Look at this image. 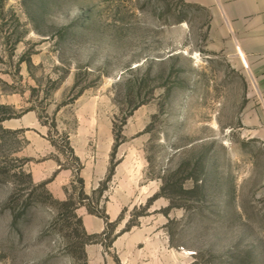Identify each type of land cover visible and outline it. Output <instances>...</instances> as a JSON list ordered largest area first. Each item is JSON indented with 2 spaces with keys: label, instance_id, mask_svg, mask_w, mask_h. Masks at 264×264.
<instances>
[{
  "label": "rangeland",
  "instance_id": "1",
  "mask_svg": "<svg viewBox=\"0 0 264 264\" xmlns=\"http://www.w3.org/2000/svg\"><path fill=\"white\" fill-rule=\"evenodd\" d=\"M211 1L0 0V264H88L87 155L127 213L164 204L180 264H264L257 86Z\"/></svg>",
  "mask_w": 264,
  "mask_h": 264
},
{
  "label": "crops",
  "instance_id": "2",
  "mask_svg": "<svg viewBox=\"0 0 264 264\" xmlns=\"http://www.w3.org/2000/svg\"><path fill=\"white\" fill-rule=\"evenodd\" d=\"M213 8L221 9V35L222 38L233 42L232 52L248 61L247 69L251 70L256 83V96L258 105L254 107L253 114L244 112L243 125L246 130L252 131L255 136L264 142V0H212ZM215 6V7H214ZM250 64V65H249ZM246 110V107L244 108ZM109 155L106 154V158ZM93 157L87 155L84 158L82 174L85 184L87 199L79 211L80 224L83 232L89 237L85 242V250L88 247L97 251L89 254L88 264H149L156 261L141 256H134L130 262L121 257L120 252L125 248H132L141 253L144 249L154 246L153 255L159 256L160 252H168L172 257L167 264H180V250L178 247L167 245L164 234L165 212L164 204L160 202L145 214H131L125 207L130 202V196L136 190L116 187H99V178L102 172H98ZM146 197L154 196L158 191L151 182L148 183ZM141 187V186H140ZM141 193L143 187L138 188ZM149 191V192H148ZM159 200V196L154 198ZM99 203V204H98ZM97 206L101 211L92 209ZM97 209V208H96ZM132 218V219H131ZM149 247V248H148ZM159 264V263H158Z\"/></svg>",
  "mask_w": 264,
  "mask_h": 264
}]
</instances>
